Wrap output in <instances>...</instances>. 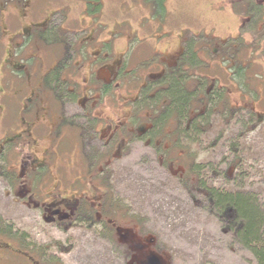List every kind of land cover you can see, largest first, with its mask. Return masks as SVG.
I'll list each match as a JSON object with an SVG mask.
<instances>
[{
	"label": "flooded vegetation",
	"instance_id": "af4514ba",
	"mask_svg": "<svg viewBox=\"0 0 264 264\" xmlns=\"http://www.w3.org/2000/svg\"><path fill=\"white\" fill-rule=\"evenodd\" d=\"M72 1L73 8L82 7ZM47 2L51 4L50 0H0V86L9 71L24 80L22 91L15 88L0 97V196L10 199L18 211L20 207L27 211L26 217L20 215L14 220L7 218L0 207V264H7L16 255L27 257L31 264H43L37 251L50 250L51 244H36V237L29 232L43 222L63 235L76 227L89 228L107 245L114 244L111 247L116 255L124 252L128 264H149L147 258L154 252L163 264H169L156 250V239L141 234L136 218L117 203L109 173L115 158L141 145L148 162L168 165L171 172L191 183L190 194L196 192L207 200L211 187L194 167L198 150H204L205 106L212 104L213 110L221 111L220 103L229 95L231 125L253 131L256 124L264 122V112L257 111L255 102L248 99L243 89L246 81L238 73L221 87L228 90L225 96L216 88V77L208 82L205 96L192 90L186 83L196 74L185 70L192 69L195 59L187 61L183 47H178L167 62V54L155 49L162 41L153 38V33L141 37L145 28L155 31L152 25L139 22L135 29L124 19L115 23L114 31L106 33L108 38H100L104 34L99 31L101 23L88 16L86 4L84 10L71 16L77 29L64 33L63 23H52L56 15L47 12ZM118 26L120 31L116 30ZM68 33L75 35L74 43L68 42ZM137 34L141 43L133 46ZM237 35L240 38L242 32ZM57 44L63 51L55 55L51 50ZM23 46L44 63L47 71L41 80L38 76L35 80L32 70L16 55ZM121 46L122 50H116ZM52 60L54 64L50 65ZM45 63L49 65L45 67ZM58 68L61 70L56 71ZM138 68L143 69V76L134 74ZM52 73L54 83L65 84L69 94L65 101L56 103L54 89L47 85L46 78ZM93 77L100 80L93 82ZM78 85L84 88L81 98H72ZM179 86L183 99L180 107L172 95ZM213 86L215 91L211 92ZM92 90L99 94L91 96ZM242 111L247 115L238 116ZM64 125L66 129L60 132ZM68 135L76 139L73 156L77 160L80 157V163L65 155L63 136ZM80 136L89 145H99L94 159H82ZM85 166L91 172L84 183L79 174ZM67 171L75 173L68 177ZM54 243L61 248L59 241Z\"/></svg>",
	"mask_w": 264,
	"mask_h": 264
},
{
	"label": "rangeland",
	"instance_id": "374dc122",
	"mask_svg": "<svg viewBox=\"0 0 264 264\" xmlns=\"http://www.w3.org/2000/svg\"><path fill=\"white\" fill-rule=\"evenodd\" d=\"M50 2V5L46 3L47 12L56 15L52 21L54 26L59 22L63 23L61 30L64 33L77 29V22L73 23L71 16L84 10L86 4L88 16L97 24L101 23L99 31L104 34L100 38H108L106 33L114 31L115 23L124 19H128L127 23L133 24L135 29L139 22L152 25L155 31L151 27L145 28L141 31V37L153 33V38L157 37L162 41L156 44L155 49L167 54V62L171 61L170 54L178 47H183L187 61L190 57L195 59L192 69L185 70V73L196 74L194 78L187 79L186 84H190L192 90L205 96L208 82L216 77V88H219L220 93L224 92L225 96L228 90L221 87L228 85L227 79L230 81L232 75L235 73L236 77L238 73L246 81L243 89L251 97L248 99L255 102L253 105L257 111L264 112V0H75L74 3L79 2L82 7L77 5L74 8L72 0ZM120 29L119 26L116 27L117 31ZM241 32L239 38L237 34ZM67 38L68 42H75L74 34L68 33ZM139 40L140 35H135L133 46L140 44ZM2 46L3 40H0V52ZM122 49L121 46L116 50ZM30 51L24 47L17 49L16 55L23 60L27 69L32 70L34 79L35 76L40 79L47 69L39 57ZM62 51V46L58 44L51 50L55 55ZM53 64L52 60L50 65ZM46 65L49 63H45V67ZM185 67L189 65L185 64ZM141 70L143 69H135L134 74L143 76ZM5 73L7 74V70ZM53 74L47 76V85L54 89V100L59 103L65 101L69 94L66 93L65 84L60 86L62 82L54 83ZM22 77L9 71L0 86V97L10 94L15 88L22 91ZM98 80L95 77L92 79L93 82ZM76 88L71 96L81 98L79 94L84 88L82 85ZM44 89L46 90V86ZM213 91L214 86L211 88V92ZM100 93L105 92L102 90ZM90 94L98 95L99 92L92 90ZM233 96L238 98V93ZM228 98L229 95L223 97L219 106L221 111L217 108L213 110L212 104L203 105L204 150H198L199 157L195 158L194 167L201 171V178L209 187L225 192L242 191L254 196L260 208L264 209V122L256 124L254 131L245 130L238 124L232 126ZM13 113L15 114V110ZM246 115L244 111L238 114L241 117ZM65 129L66 125L61 127L60 132ZM80 138V143L83 144L80 148L82 159H94L99 145H89L84 137ZM63 140L65 155H71L74 162L80 163V157L77 160V156H73L76 149L72 146L76 139L73 135H68L63 136ZM143 151V146L138 145L127 149L123 157L115 158L109 168L112 192L117 203L136 218L141 234H148L156 239V250L164 254L169 264H260L252 251L238 238L236 233L239 224L235 217L227 218L217 214L210 204H205L206 198L202 195L196 192L190 194L191 183L171 172L168 165L148 162V156ZM85 168L79 174V179L82 178L84 183L89 180L91 172ZM176 170L182 173L180 169ZM74 173L75 171H67L68 177H72ZM0 207L7 218L15 220L20 215L26 217L27 211L24 208L20 207L19 212L10 199L2 196ZM34 214L38 215L36 212ZM26 223L30 226L28 221ZM29 232L36 237V244L42 247L51 244L50 250L37 251L43 264H128L124 252L121 256L116 255L111 247L114 244L107 245L89 228L76 227L69 234L63 235L43 222L38 224V229ZM56 241L61 243V248L55 246ZM7 264L31 263L27 257L16 255Z\"/></svg>",
	"mask_w": 264,
	"mask_h": 264
},
{
	"label": "trees",
	"instance_id": "16d2710c",
	"mask_svg": "<svg viewBox=\"0 0 264 264\" xmlns=\"http://www.w3.org/2000/svg\"><path fill=\"white\" fill-rule=\"evenodd\" d=\"M179 88H174L175 103L180 107L183 99ZM207 197L208 204L217 214L223 217H235L239 228L237 236L257 257L260 264H264V209L260 208L254 196L242 191L225 192L212 187Z\"/></svg>",
	"mask_w": 264,
	"mask_h": 264
},
{
	"label": "water",
	"instance_id": "95a60500",
	"mask_svg": "<svg viewBox=\"0 0 264 264\" xmlns=\"http://www.w3.org/2000/svg\"><path fill=\"white\" fill-rule=\"evenodd\" d=\"M147 261H149V264H163L155 252L148 256Z\"/></svg>",
	"mask_w": 264,
	"mask_h": 264
}]
</instances>
